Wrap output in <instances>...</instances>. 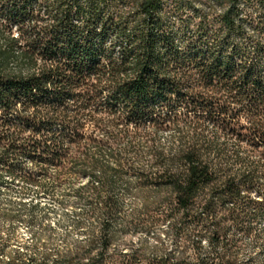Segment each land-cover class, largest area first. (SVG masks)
<instances>
[{"label": "trees", "instance_id": "16d2710c", "mask_svg": "<svg viewBox=\"0 0 264 264\" xmlns=\"http://www.w3.org/2000/svg\"><path fill=\"white\" fill-rule=\"evenodd\" d=\"M240 1H218L226 7L215 17L212 7L187 12L185 0H0V185L6 176L34 181L19 166L27 158L40 174L69 165L105 194L86 247L51 264H237L231 228L247 233L246 222L264 215V199L251 195H260L264 175V18L253 21L251 39ZM95 105L115 129H192L168 158L156 153L158 174L137 175L153 194L145 208L160 210L148 225L168 222L174 240L185 237L193 262L185 251L146 262L136 250L108 257L115 234L127 229L116 224L114 197L124 169L115 152L84 132L88 123L97 130L103 124L89 111ZM206 124L213 134L263 149L260 160L223 173L210 158L214 139L200 130ZM204 232L208 255L192 239Z\"/></svg>", "mask_w": 264, "mask_h": 264}, {"label": "rangeland", "instance_id": "374dc122", "mask_svg": "<svg viewBox=\"0 0 264 264\" xmlns=\"http://www.w3.org/2000/svg\"><path fill=\"white\" fill-rule=\"evenodd\" d=\"M185 1L187 12L212 7L215 17L226 7L225 3L218 2L220 0ZM239 7L243 20H246L245 30L248 36L255 39L253 21L260 14L264 18V2L260 5L256 0H241ZM12 33L16 35L14 30ZM101 92L100 99L105 94L103 90ZM89 111L94 117L103 119V124L97 130L88 123L84 132L104 145V151L111 149L115 152L120 166L124 169L122 179L115 187L114 197L118 203L116 224L118 227L124 225L127 229L125 233L115 234L108 257L118 258L121 252L136 250L141 260L146 262L164 252H172L177 257L180 252L185 251L186 260L193 262L194 256L187 248L185 237L174 240L168 222L148 225L151 217L159 216L160 210L145 208L146 200L153 201V194L143 190L137 175L141 173L144 177L152 178L158 174L161 167L156 163V153L160 158H168L179 146L181 137L188 140L194 134L192 129L181 125L179 129H154L148 123H143L138 132H134L132 125L127 126L125 123L115 129L109 124L103 111H98L96 105ZM116 130L125 133L119 134ZM200 130L207 139H214L216 149L212 150L210 158L224 170L223 173L237 172L260 160L263 149L252 151L248 145L239 144L234 138L213 134L210 124ZM77 152L71 147L72 157H77ZM235 154L245 162H237ZM113 162L108 160L107 163L114 167ZM19 166L22 173L31 175L34 181L24 180L19 175L6 176L4 183L0 185V264H51L53 260L60 259L78 248L84 249L101 220L100 212L105 194L98 181L93 179L87 184V177L76 174L69 165L59 169L48 166L41 174L27 158L22 159ZM259 183L260 195L251 194L256 200L264 199V175ZM96 194L101 197L95 199ZM35 205L39 206L38 209H33ZM217 219H221L219 212ZM246 225L249 227L247 233L234 228L230 230V235L239 242V249L235 251L236 262L264 264V215L247 221ZM191 229L188 226L184 228V232L190 234ZM206 236L208 233L204 232L200 238L192 239L201 241L202 252L208 255L210 249Z\"/></svg>", "mask_w": 264, "mask_h": 264}]
</instances>
